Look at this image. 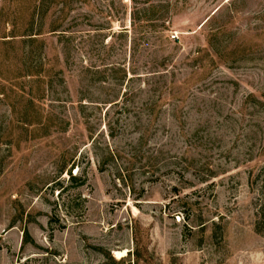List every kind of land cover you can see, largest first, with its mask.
I'll return each mask as SVG.
<instances>
[{"label": "rangeland", "instance_id": "obj_1", "mask_svg": "<svg viewBox=\"0 0 264 264\" xmlns=\"http://www.w3.org/2000/svg\"><path fill=\"white\" fill-rule=\"evenodd\" d=\"M262 207L264 0H0V264H264Z\"/></svg>", "mask_w": 264, "mask_h": 264}, {"label": "trees", "instance_id": "obj_2", "mask_svg": "<svg viewBox=\"0 0 264 264\" xmlns=\"http://www.w3.org/2000/svg\"><path fill=\"white\" fill-rule=\"evenodd\" d=\"M162 27L165 28V24H162ZM37 35H38V34H35V35H29V37H30V36H37ZM30 38H31V37H30ZM30 40H35V39H30ZM72 170H74V166L71 167V169L69 170L68 173H69V175H70V177H71V180H72V181H75V180L78 179V176H75V177H74V176L72 175ZM261 218H263V220H264V207L261 208Z\"/></svg>", "mask_w": 264, "mask_h": 264}, {"label": "bare ground", "instance_id": "obj_3", "mask_svg": "<svg viewBox=\"0 0 264 264\" xmlns=\"http://www.w3.org/2000/svg\"><path fill=\"white\" fill-rule=\"evenodd\" d=\"M124 252H116L118 258H122L124 256Z\"/></svg>", "mask_w": 264, "mask_h": 264}]
</instances>
